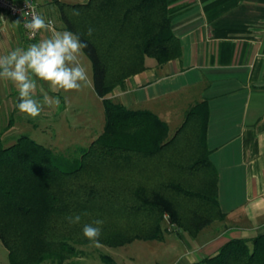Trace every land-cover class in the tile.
<instances>
[{"label":"trees","instance_id":"16d2710c","mask_svg":"<svg viewBox=\"0 0 264 264\" xmlns=\"http://www.w3.org/2000/svg\"><path fill=\"white\" fill-rule=\"evenodd\" d=\"M46 3L56 6L63 29L88 45L82 53L92 69L91 85L100 98L104 123L99 135L72 157L25 133L8 145L0 138V243L7 264H62L83 256L79 245L92 242L83 237L82 228L95 219L104 220L99 244L118 247L131 240L160 242L168 227L195 236L212 219L221 218L215 172L203 143L207 117L196 110L201 104L190 106L186 120L169 137L166 123L154 113L109 98L114 85L146 68V57L162 64L180 55L169 1ZM11 120L10 114L4 128ZM185 133L198 138L199 154L177 156L175 173L167 177L150 173L149 164L158 158L163 166L166 148ZM74 214L81 215L79 224L66 219ZM99 259L115 264L106 254ZM190 264H264V232L231 238Z\"/></svg>","mask_w":264,"mask_h":264},{"label":"crops","instance_id":"0c3cea01","mask_svg":"<svg viewBox=\"0 0 264 264\" xmlns=\"http://www.w3.org/2000/svg\"><path fill=\"white\" fill-rule=\"evenodd\" d=\"M32 1L46 21L51 20L58 31H65L56 6L46 0ZM60 1L73 4L86 0ZM168 1L170 27L179 40L180 55L162 64L146 57V68L114 85L109 98L124 107L154 113L166 123L169 137L186 120L190 106L201 104L196 110L207 117L204 150L215 172V195L222 217L212 219L195 236L184 230L176 232L184 249L167 264H190L214 253L231 238H248L264 232V0ZM16 21L0 12V55L49 35L42 30L28 41L21 24H14ZM87 59L81 53L80 62L89 77L92 69ZM39 83L44 92L59 97L60 105L54 107L58 111L54 115H60L68 104L80 109L84 107L82 103L86 104L81 96L82 87L65 92ZM2 85L6 87L5 95L7 86H13L0 79ZM37 93L41 94L40 87ZM16 99L12 108L15 110L18 96ZM76 106L73 108L77 109ZM100 130L93 132L94 136L85 143L97 137ZM175 144L166 148L163 166L157 164L158 158L149 164L150 173L164 172L165 177L175 173L176 157H195L201 143L193 134L185 133ZM204 176L205 171L198 173V178ZM171 230L168 227L166 232ZM164 233L160 242L166 238ZM174 242L171 240L162 254L174 250ZM74 259L77 264H87L82 255Z\"/></svg>","mask_w":264,"mask_h":264},{"label":"rangeland","instance_id":"374dc122","mask_svg":"<svg viewBox=\"0 0 264 264\" xmlns=\"http://www.w3.org/2000/svg\"><path fill=\"white\" fill-rule=\"evenodd\" d=\"M88 61V59H87ZM88 65H90L88 61ZM90 67V66H89ZM91 75L88 77V83L82 85V97L86 99V104L82 103L83 109H80L75 104H68L64 110L62 109L60 115H54L58 112L54 107L45 106L41 115L32 119L25 114L15 109V101L17 100L18 91L16 87L7 86V99L4 91L5 85L0 86V131L2 135L0 138L4 140V145L10 144L19 134L25 133L27 136L33 138L43 146L50 147L54 152L65 154V156L72 157L79 154L87 143L86 140L93 137V132L100 130L103 121V113L101 102L98 97L91 92L90 88ZM5 95L4 97L2 96ZM52 98H58L57 95L47 93ZM36 97H41L42 93H34ZM86 95V96H85ZM67 96V95H65ZM82 98V99H83ZM74 106L77 107L73 108ZM11 114L12 120L9 128L7 120ZM91 132V133H90ZM91 134V135H90ZM95 134V133H94ZM6 141V142H5ZM168 224L164 223L167 228ZM184 234V233H183ZM166 236L163 242L158 240H131L130 243L125 245H118V247H109L107 245L96 246L93 242L87 245H79L85 254L84 258L87 259V264H105L99 259L100 255H108L115 264H167L168 260L174 258L176 254L182 251L184 243L178 240L176 231L171 230L165 232ZM175 241L174 250L169 254H162L167 245ZM188 240V238H187ZM6 250L0 243V264H7ZM133 262V263H132ZM78 260L74 258H67L62 264H77ZM55 264V263H54Z\"/></svg>","mask_w":264,"mask_h":264},{"label":"clouds","instance_id":"9594fccd","mask_svg":"<svg viewBox=\"0 0 264 264\" xmlns=\"http://www.w3.org/2000/svg\"><path fill=\"white\" fill-rule=\"evenodd\" d=\"M25 15L30 16V19L24 21V27L33 36L42 30L49 35L26 47L18 46L0 55V79L7 80L16 87L18 111L35 119L41 115L45 106L59 108L60 105V100L44 92L43 85L39 82L65 92L80 90L82 84L88 83L87 70L80 62L82 49L88 45L71 31H58L54 23L46 21L41 14L29 11ZM19 23V20L14 22L17 25ZM92 31L91 28L88 30L89 36ZM38 87L42 93L39 98L34 95ZM66 219L69 224L74 225L79 224L82 217L74 214ZM103 224V219L84 224L83 237L99 246Z\"/></svg>","mask_w":264,"mask_h":264},{"label":"built area","instance_id":"2783aa9c","mask_svg":"<svg viewBox=\"0 0 264 264\" xmlns=\"http://www.w3.org/2000/svg\"><path fill=\"white\" fill-rule=\"evenodd\" d=\"M38 7L33 3L32 0H0V12H5L11 18L20 21L23 32L26 34L25 37L28 41L33 40L40 33L33 36L25 27L24 21L30 19V16L25 15L29 11H34L39 14Z\"/></svg>","mask_w":264,"mask_h":264}]
</instances>
